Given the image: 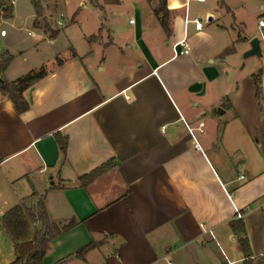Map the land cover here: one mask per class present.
<instances>
[{"label":"crops","instance_id":"obj_1","mask_svg":"<svg viewBox=\"0 0 264 264\" xmlns=\"http://www.w3.org/2000/svg\"><path fill=\"white\" fill-rule=\"evenodd\" d=\"M88 1L104 20H72L83 28L82 50L72 42L41 59L32 70L49 69L24 91L27 111L0 85V264L17 259L5 213L26 203L38 216L43 196L50 219L66 227L43 264H246L241 237L254 261L264 257V43L261 57L245 56L264 37V0H166L170 34L159 0ZM48 4L40 16L35 6L37 46L66 26L55 18L53 38L35 24ZM249 8L263 12L255 29ZM6 53L13 57L6 50L0 61ZM37 231H45L38 217L24 240Z\"/></svg>","mask_w":264,"mask_h":264},{"label":"trees","instance_id":"obj_2","mask_svg":"<svg viewBox=\"0 0 264 264\" xmlns=\"http://www.w3.org/2000/svg\"><path fill=\"white\" fill-rule=\"evenodd\" d=\"M92 3L96 4L97 0H91ZM13 4L10 0H1L0 1V20L2 18H12L13 17ZM38 16L42 15V7L38 3L36 6ZM3 11V14L2 12ZM155 13L160 15L161 23L165 29V31L170 34V28L168 26L169 20V9L167 7L166 0H159V7L155 9ZM39 19L35 20V24L38 25ZM47 30L51 32V37L55 38L59 34V30L52 29L49 25L47 26ZM98 39L97 35H93L89 37L90 41ZM12 55L8 54V57L5 60L0 61V71L5 70L10 61L12 60ZM45 68H41L39 70H32L25 76L19 77L13 81L5 80L4 83H0L1 90L4 94H6L11 100L14 102L16 109L19 113L25 112L30 108V103L26 100L24 96V91L29 88L31 85L36 83L37 81L44 78L47 74ZM254 83L257 89V95L260 98L261 89H260V75L256 74L253 76ZM59 146L61 148L62 153L65 155L68 145L67 138L61 136L60 133L56 134ZM1 163V159H0ZM112 163L109 162L97 169L93 172L84 175L81 177V180L84 185L90 184L94 179H96L100 174L105 172L107 169L111 168ZM39 210L38 216L33 208L29 207L26 203H20L11 209H9L4 217V225L7 228L8 232L11 234L13 239L15 240L16 245V254L17 259L11 264H43V258L45 257L49 244L53 238L61 233L62 228L58 224L54 223L48 214L46 205H45V196L41 198L39 201ZM38 217L44 224L45 231H37L34 239L30 241H25L24 238L28 235V230L30 226V222ZM71 226V225H67ZM231 226L235 232L245 233V225L242 221H233ZM241 248L246 257V264H255L254 259H252V255L250 254V244L249 240L246 237H241L239 239ZM95 243L92 242L83 248H81L77 252V256L84 257V255L94 248ZM258 264H264V257L262 261Z\"/></svg>","mask_w":264,"mask_h":264},{"label":"rangeland","instance_id":"obj_3","mask_svg":"<svg viewBox=\"0 0 264 264\" xmlns=\"http://www.w3.org/2000/svg\"><path fill=\"white\" fill-rule=\"evenodd\" d=\"M54 1L56 0H38L37 3L41 5L45 2L50 3L48 4L49 10L46 11L48 15L39 18V28L48 31V25L52 29H54V24L56 27H60L55 21V18L56 20L63 18V21L67 26L62 28L55 42L51 43L48 40H42L40 45L37 46L36 38L29 34V31L31 30L36 31L38 34L40 33V31L35 29L33 25L36 6L35 0H16L13 18L4 23V18L0 20V32L3 29V23V26L9 33L5 38L0 37V52L9 50L10 53L13 54L11 65L4 77L6 80L25 76L31 72L33 68H36L39 65L41 59H44L45 56H49L52 51L56 49L63 52H65V50L68 51L72 42L82 50V43L84 40L83 28L80 24L84 23L91 26L95 25L97 20L100 22L104 20V18L100 17L96 12H93L92 5L88 0H66L67 2L64 1L58 5L54 4ZM82 1L87 4L86 7L81 6ZM10 2L13 4L12 0H10ZM1 12L3 14V11ZM258 12L263 13L260 9L257 11L255 8H249L250 18L248 22L251 29L256 28V24L258 23ZM74 18L80 24L78 22H72ZM261 39L264 43L263 36H261ZM7 57V53L3 54L2 60H5ZM59 62H61V60L57 59V63ZM47 69H49V67H46L44 70ZM262 258L263 256L255 259V264L260 263Z\"/></svg>","mask_w":264,"mask_h":264},{"label":"water","instance_id":"obj_4","mask_svg":"<svg viewBox=\"0 0 264 264\" xmlns=\"http://www.w3.org/2000/svg\"><path fill=\"white\" fill-rule=\"evenodd\" d=\"M251 48L246 52L245 56H253L256 55L258 57H261L263 54L262 49V39L259 36H255L250 41ZM5 80L3 77L0 76V83H4Z\"/></svg>","mask_w":264,"mask_h":264},{"label":"built area","instance_id":"obj_5","mask_svg":"<svg viewBox=\"0 0 264 264\" xmlns=\"http://www.w3.org/2000/svg\"><path fill=\"white\" fill-rule=\"evenodd\" d=\"M131 21H134V20L132 19ZM195 22H196V27L198 29L202 28V21L201 20H195ZM259 24H260L261 27H264V19L263 18L260 19ZM6 32H7L6 29L1 30V34L2 35H6ZM30 34L33 35V32H30ZM179 44H181L184 47V49L181 50L182 53H189L190 52V47H189V45H188V43H187V41L185 39L182 40L181 43H179ZM175 46L177 47L178 44L175 45ZM189 128H190V131L193 133L194 128H191V127H189ZM238 216L239 217L242 216L240 211H238Z\"/></svg>","mask_w":264,"mask_h":264}]
</instances>
